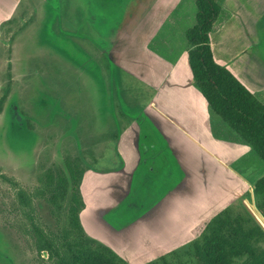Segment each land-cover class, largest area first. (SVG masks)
I'll use <instances>...</instances> for the list:
<instances>
[{
    "label": "rangeland",
    "instance_id": "rangeland-1",
    "mask_svg": "<svg viewBox=\"0 0 264 264\" xmlns=\"http://www.w3.org/2000/svg\"><path fill=\"white\" fill-rule=\"evenodd\" d=\"M170 1L0 0V97L9 86L0 111V264H56L45 250H39L40 238H52L61 245L77 239L66 233L67 201L51 200L50 192H58L55 182L48 185L47 178L51 173L56 181L57 174H67L66 156L77 157L82 167L103 177L114 172L122 166L117 133L133 119L143 156L156 154L149 151L155 142L153 127L145 116L148 111L156 112L150 101L163 66L150 51L174 64L177 43L185 42L183 35L178 42L176 37L195 15L193 0ZM224 1L222 7L227 11ZM230 2L232 8L239 2L245 14L233 40L238 42L247 37L245 29L256 26L251 18L262 9L264 15V0ZM169 6H175L173 11ZM163 17L167 18L165 24ZM173 19L179 27L170 31L173 25L169 20ZM261 25L264 28V18L258 28ZM214 40L222 42L223 37L215 36ZM259 46L264 52V42ZM214 130L219 137H228L224 127ZM201 152L206 163L208 152ZM188 155L183 161L195 166L201 154L192 146ZM259 164L252 157L241 162V167L247 166L249 175L255 177L264 171ZM150 169L156 171L154 166ZM183 174L178 175L179 182L171 178L174 182L169 187H178ZM91 182L93 190L100 188V180ZM108 186L116 191L119 188L118 183ZM18 188L29 194L30 206L19 203ZM104 192L101 200L91 198L89 215L99 210L105 213L109 207L110 191ZM236 200H241L256 219L252 195L247 193ZM158 209L163 211V207ZM181 209L176 207L173 214L182 215ZM161 216L137 222L134 232L131 228L125 231L128 215L117 210L98 222L103 230L99 241L124 260L144 264L188 241L167 239L151 259L138 262L148 249H157V242L150 243L155 238L149 234L164 231L167 218ZM144 228L148 230L141 236L149 241L139 245L133 240L143 239L139 232ZM234 264H242V259Z\"/></svg>",
    "mask_w": 264,
    "mask_h": 264
},
{
    "label": "crops",
    "instance_id": "crops-1",
    "mask_svg": "<svg viewBox=\"0 0 264 264\" xmlns=\"http://www.w3.org/2000/svg\"><path fill=\"white\" fill-rule=\"evenodd\" d=\"M231 2L230 0L224 1L228 16L210 32L212 53L219 64L227 67L264 103V52L261 50L263 48L259 46L264 42V28L262 25L258 28L259 22L261 23L264 18L263 9L254 18H251L256 26L249 30L245 29L247 37L235 42L233 41L235 33L238 26H243L245 14L239 7V2L235 8L234 5L233 8L230 7ZM170 5L173 4L170 3ZM172 7L169 6L170 9ZM169 8L168 14L173 11L175 6L171 12H169ZM166 17H163L164 24L167 22ZM169 22L173 25L170 31L174 27H179V22L176 19L169 20ZM178 30L174 31L178 33ZM178 34L177 42L178 37H182L180 32ZM215 36L223 37L222 42L214 40ZM184 44L183 42L177 43L178 53H176L174 64L162 55L150 51L154 53L151 55L159 58L157 62L163 66L160 80L154 82L156 93L150 101V107L154 108L156 112L148 111L145 116L148 120L147 123L153 127L155 142L149 147V151H154L156 154H146V158L143 156L144 151H141L138 143V130L133 119L124 129L121 127V131H118L116 136L117 150L122 158V166L114 172L104 175L105 178L99 173L91 171L89 167L85 168L80 183V192L82 190L83 195L82 193L81 195L84 202V207L79 213L80 222L84 231L86 233L89 231L87 235L98 241L103 235V230L98 222L102 218L107 219L109 214L115 213L117 210L118 213L123 211L128 215L126 221L129 225L125 231L131 228L134 232L137 222H145L156 214H162L161 217L167 218L163 233L153 231L149 234L155 238L150 243L157 242V249L153 248V251L148 249V254L138 262L151 259L154 252L162 248L163 241H167V239H171L172 242L193 239L199 233L204 222L219 210L247 193L253 196L251 183L258 177V175L255 177L252 174L249 175L247 166L241 167V162L252 157L256 158L249 146L232 141L228 131V137H218L213 132L216 126L224 127V125L210 114L204 97L193 87L189 65L186 62V44ZM143 49L148 50L145 46ZM160 97L163 100H160ZM189 140H191L190 143ZM192 146L198 155L201 154L199 158L196 157L195 166L183 161L184 157L189 156L188 152ZM204 149L208 152L206 163H203L205 158L201 152ZM172 153L175 155H171ZM178 153L179 155H177ZM163 157H166L167 160ZM152 166L156 171L150 169ZM177 169L181 174L184 173L181 176V184L171 188L169 185H173V180L180 181L178 178L180 173ZM171 178H174L173 182ZM92 179L101 181L99 189H92ZM110 182L119 184L117 191L109 188ZM105 190L110 191L112 199L109 207L105 213L99 210L95 213L92 211V214L89 215L93 199L101 200L105 195ZM210 191H214L213 196L210 195ZM166 198L167 200L163 201ZM158 207H163V211L159 212ZM176 207L182 208V215L173 214ZM147 230L148 228L141 230L140 236ZM133 238H135L134 234ZM141 238L143 239H134L133 241L138 244L149 241L148 238L144 239V236Z\"/></svg>",
    "mask_w": 264,
    "mask_h": 264
},
{
    "label": "trees",
    "instance_id": "trees-1",
    "mask_svg": "<svg viewBox=\"0 0 264 264\" xmlns=\"http://www.w3.org/2000/svg\"><path fill=\"white\" fill-rule=\"evenodd\" d=\"M222 1L193 0L194 19L180 28L192 83L229 138L248 145L264 167V103L212 53L210 32L228 16ZM8 92L9 86L0 97V111ZM64 164L67 174H57L56 181L53 174L47 175L48 185L55 182L58 192L51 191L50 198L67 201L66 233L77 239L61 245L55 239L40 238L39 250H45L56 264H130L84 231L79 213L84 207L80 183L85 168L77 157L66 156ZM252 183L254 205L260 213L256 219L241 200H235L205 221L193 239L144 264H234L237 259L242 264H264V171ZM17 196L20 204L30 206L31 198L24 189L18 188Z\"/></svg>",
    "mask_w": 264,
    "mask_h": 264
}]
</instances>
